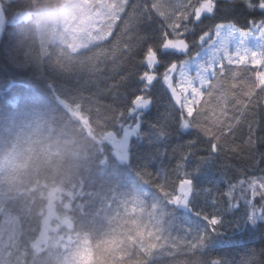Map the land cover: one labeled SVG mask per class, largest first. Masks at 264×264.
Masks as SVG:
<instances>
[{"label": "trees", "instance_id": "1", "mask_svg": "<svg viewBox=\"0 0 264 264\" xmlns=\"http://www.w3.org/2000/svg\"><path fill=\"white\" fill-rule=\"evenodd\" d=\"M202 2L192 0L196 6ZM119 4L0 0L5 18L0 34V229L7 219L15 224L12 252L2 264H264L260 197L243 193L257 207L249 219L239 187L241 180L264 177V100L230 134L225 126L222 147L211 152L210 144L217 141L191 125L181 126L179 105L160 79L169 63L198 52L205 29L221 22L248 28L250 20L264 18V10L236 5L204 13L181 37L190 44L187 52L157 49L160 63L151 71L158 79L146 87L139 77L150 71L140 62L146 46L136 50L134 60L119 52L115 63L104 57L117 36L121 44L127 40V34L121 35ZM18 11H27L28 17L12 21ZM163 23L155 12H145L132 31L143 43L155 42ZM249 83L254 84L250 73H241L216 93L222 104L228 102L227 123H235L234 101L242 99ZM137 95L148 96L151 103L129 111ZM107 105L124 112L107 130L118 134L137 124L125 161L104 139L103 123L112 115ZM201 122L211 127L210 121ZM178 164H183L179 171ZM181 178L193 185L187 207L168 203L155 187L178 185ZM231 185H237L231 203L239 207L227 210L225 193ZM52 190L57 191L54 210L70 226L61 228V239L52 236L37 248ZM206 215L220 218L217 231ZM201 237H206L203 242Z\"/></svg>", "mask_w": 264, "mask_h": 264}, {"label": "snow or ice", "instance_id": "2", "mask_svg": "<svg viewBox=\"0 0 264 264\" xmlns=\"http://www.w3.org/2000/svg\"><path fill=\"white\" fill-rule=\"evenodd\" d=\"M236 5H242L249 11L255 8L264 10V0H203L198 6L192 3V0H120L119 11L117 16L118 21H122L121 35L127 34V40L121 44V36L116 37V41L112 44L108 52L104 53V57L111 56L115 63L117 52L121 56L131 57L133 60L136 56V50L142 46H146L141 63L146 62V67L155 69L160 63V57L157 49H174L187 52L190 48L189 42L181 38L189 31V25L192 22H199L204 13L214 15L221 6L224 9H230ZM191 9V11H190ZM147 12L152 15L155 12L162 18L164 23L161 25L160 36L155 42L143 43V37L136 36L132 29L143 14ZM250 28H239L234 23H219L211 29H205L200 33L202 41L211 40L212 51L207 60L199 65V70L194 75L190 74L184 67L183 62L169 63L165 71L161 74L160 79L171 93V98L175 105H179V119L182 127L191 125L199 129L206 136H211L216 143L210 144V151L216 152L222 145L219 143L224 135L225 126L230 134L238 126L240 119L247 111L256 103L264 100V47L253 50L245 43L248 36L255 33L259 34V40L264 46V18L259 20H250ZM234 34H238L240 40L237 41L236 47L233 50L230 48V40ZM212 36L216 39L213 40ZM250 73L254 84L249 83L246 89L241 93L242 99L235 100L238 106L239 115H234L231 119L234 124L227 123V106L228 102L221 103L216 97V93L222 87L225 80L231 79L235 81L241 73ZM140 79L145 81V86L152 84L158 79L157 75L148 71H143L139 74ZM120 79H123L122 77ZM197 83L199 86H197ZM118 87V82L114 83ZM207 88L205 92L203 89ZM207 97V99L205 98ZM209 98H215L216 103L213 104ZM99 105L98 99L95 100ZM134 107L129 111H134L136 107H146L151 103V99L145 95H137L131 101ZM108 110L112 113L103 123V129L110 135L114 136L112 128L114 124L119 123L124 116V112L120 109L107 105ZM210 113V115H209ZM201 121H210L211 127L205 126ZM219 132L220 135L215 134ZM136 132L133 128L131 132L126 131L124 139L127 140L129 135ZM251 144L252 141L249 140ZM183 168V164H178L177 170ZM188 174H185L187 177ZM246 185V187H244ZM156 189L166 198L168 203L177 205H187L190 195L193 192L192 181L189 178H181L178 185H170L155 183ZM237 185H231L225 195L230 198L227 210L238 208V204L231 203L232 191ZM239 187L242 190L241 199L244 200L248 218L257 212L256 204L247 198V191H251L253 199L256 196L260 197V213H264V177H252L247 180L239 181ZM177 191L179 194H177ZM213 202L217 201L213 199ZM201 215V213H198ZM212 225V231H217V226L220 224V218L217 216H204ZM255 223V220H252ZM206 237H201V242ZM209 264H220L219 261L213 260Z\"/></svg>", "mask_w": 264, "mask_h": 264}, {"label": "rangeland", "instance_id": "3", "mask_svg": "<svg viewBox=\"0 0 264 264\" xmlns=\"http://www.w3.org/2000/svg\"><path fill=\"white\" fill-rule=\"evenodd\" d=\"M27 17H28L27 11H18L14 14L12 21L20 20L22 18H27ZM221 23H228V22H221ZM4 24H5V18L2 12V8L0 6V34L2 32ZM248 28H250V26ZM243 29H247V28H243ZM212 39L215 40L216 38L212 36ZM229 40H230V48L234 50L237 41L240 40V37L238 34H234L232 37L229 38ZM199 42L201 44V47L198 50V52L194 54L191 59L187 61H183L185 69L192 75H194L196 71L199 70V65L207 60L208 56L211 54L212 51L211 40L202 41L200 38ZM245 43L248 46H250L253 50L261 49L262 47H264L262 46L261 41L259 40V34L255 33L254 31L250 36L246 38ZM177 51H181V50H177ZM149 72L152 73L151 69ZM261 82L264 83V81ZM197 86H199L198 83ZM141 108L143 107H136L135 111ZM71 112L76 114V116H79L76 110H71ZM80 117L83 116L80 114ZM133 128H136L137 131L136 123L122 127V130L118 134H114V136H110L109 134L104 136V139H106L113 145L114 154L119 161H125L128 158V142L130 140L131 135L128 136L126 141L124 139V136L126 131L131 132ZM177 194H179L178 191ZM56 195H57L56 190H52L50 192L49 203L47 205L45 215L43 217V229L39 237L34 242V246L37 248L45 247L46 245H48L52 236L55 239H61L62 238L61 228L63 226L66 227L70 226L69 222L66 219L57 215L56 211L54 210L53 202L54 199L56 198ZM177 206L187 207V205H177ZM14 236H15V224L14 222L10 221V219H7L5 220L4 225L0 229V264H2L4 260L7 258V256L12 252V244H13L12 241L14 239Z\"/></svg>", "mask_w": 264, "mask_h": 264}, {"label": "clouds", "instance_id": "4", "mask_svg": "<svg viewBox=\"0 0 264 264\" xmlns=\"http://www.w3.org/2000/svg\"><path fill=\"white\" fill-rule=\"evenodd\" d=\"M20 167L22 168L23 167V164H21Z\"/></svg>", "mask_w": 264, "mask_h": 264}]
</instances>
